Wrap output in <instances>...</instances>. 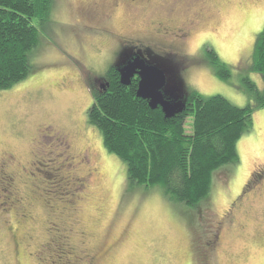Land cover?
Here are the masks:
<instances>
[{
  "label": "rangeland",
  "instance_id": "obj_1",
  "mask_svg": "<svg viewBox=\"0 0 264 264\" xmlns=\"http://www.w3.org/2000/svg\"><path fill=\"white\" fill-rule=\"evenodd\" d=\"M73 1L77 9L84 0ZM70 3L53 0L47 21L34 20L38 40L28 54L30 72L0 90V264H84L79 250L94 257L92 264H264V106L253 110L250 129L236 141L238 162L214 170L208 194L194 206L170 198L159 185L130 183L125 163L87 121L89 85L99 88L100 77L116 64L109 61L118 46L80 42ZM186 3L189 11L174 16L173 26L182 27L185 13L193 12L202 14L201 24L182 45L150 47L182 55L174 62L179 73L174 69L171 76L181 84L168 77L165 96L182 105L195 89L238 107L252 103L245 80L263 91L252 52L264 28V0ZM134 12L120 9L109 29L151 39L140 18L146 12ZM208 49L229 77L215 72ZM61 134L72 160L62 152ZM8 156L11 163L2 164ZM79 230L86 234L83 244Z\"/></svg>",
  "mask_w": 264,
  "mask_h": 264
},
{
  "label": "trees",
  "instance_id": "obj_2",
  "mask_svg": "<svg viewBox=\"0 0 264 264\" xmlns=\"http://www.w3.org/2000/svg\"><path fill=\"white\" fill-rule=\"evenodd\" d=\"M53 0H0V90L22 81L30 72L28 54L36 46L38 23L46 22ZM215 72L229 77L226 64L208 49ZM252 70L263 80V91L246 79L252 103L238 107L220 95L202 96L191 89L182 111L165 116L137 97L138 79L124 86L113 66L105 73L108 87L90 86L92 103L87 121L95 126L105 149L126 165L130 183L159 185L165 194L194 206L210 190L212 172L238 162L236 141L252 125V112L264 106V28L257 34ZM191 132L186 131L188 125Z\"/></svg>",
  "mask_w": 264,
  "mask_h": 264
},
{
  "label": "flooded vegetation",
  "instance_id": "obj_3",
  "mask_svg": "<svg viewBox=\"0 0 264 264\" xmlns=\"http://www.w3.org/2000/svg\"><path fill=\"white\" fill-rule=\"evenodd\" d=\"M193 1L197 2V0H192V2ZM153 2L157 5L154 4V8L150 9ZM74 5V1L71 0V3L69 4V12L71 14L70 17L72 26H80V29L83 32L79 38L80 42H84L87 38L90 41L99 40L102 42L107 41L106 43L108 44L109 42L110 45L114 44L119 48L117 58L124 50H127V48H150L152 44L158 45L159 43H164L171 46L182 45V43H184L191 35L192 30L200 25L203 20L201 13H185V17L181 23L182 27L173 26L172 21L174 16H176L180 11H189V9L186 8L188 5L186 0H84L82 2V6L78 7L77 9L73 8ZM120 9H123L126 13L132 15H135L134 11L138 13L140 11L146 12L140 18L143 21L147 20L146 23L147 26H149L148 30L151 33V39H146L144 42H142L141 39L136 40L129 37H124L110 30L108 26L110 25V22L112 23L114 15L118 13ZM152 14H156L157 16H150ZM161 53L165 55L170 54L167 51H163ZM101 79L102 80L99 83L98 90H105L106 87H108V82L105 75L102 76ZM132 79H138V76L134 75ZM61 139H63L62 152H64L66 155L68 154V148L65 137L62 134ZM68 157L72 160V157H70L69 154ZM3 159L1 160L2 164H5L6 162L11 163L10 160L12 159V156H8L6 161ZM22 216L24 217V215ZM74 222L76 223V221ZM64 229L67 232L71 231L69 226L64 227ZM79 231L80 235H78V241L80 244H83L85 242L84 239L86 234L82 230ZM64 238L67 239L66 236H64ZM219 241L220 233L218 232L215 240L211 243V249L212 247L216 246ZM79 252L82 254L80 259L84 264H92L94 261L93 256L85 253L82 250H79Z\"/></svg>",
  "mask_w": 264,
  "mask_h": 264
},
{
  "label": "water",
  "instance_id": "obj_4",
  "mask_svg": "<svg viewBox=\"0 0 264 264\" xmlns=\"http://www.w3.org/2000/svg\"><path fill=\"white\" fill-rule=\"evenodd\" d=\"M143 51L148 57L141 55ZM115 60L116 64L112 66L119 73L120 83L127 86L130 84L134 75H137L136 95L137 97L146 99L150 108L155 109L160 107L167 117L184 109L186 100L181 105L166 97L163 92L168 77L172 81L174 79L179 83L181 82L177 74L174 75V78L171 76L173 70L176 69L174 62L178 60L182 61V55H165L163 53H157L149 47L140 49L127 48ZM176 72L179 73L178 68Z\"/></svg>",
  "mask_w": 264,
  "mask_h": 264
},
{
  "label": "clouds",
  "instance_id": "obj_5",
  "mask_svg": "<svg viewBox=\"0 0 264 264\" xmlns=\"http://www.w3.org/2000/svg\"><path fill=\"white\" fill-rule=\"evenodd\" d=\"M118 51H119V48H117L116 51L112 54V56L110 57L109 63H113V61L115 60V58L117 56ZM97 74H102V72L98 71Z\"/></svg>",
  "mask_w": 264,
  "mask_h": 264
}]
</instances>
